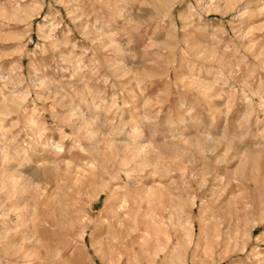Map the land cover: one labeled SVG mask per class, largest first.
<instances>
[{"label":"rangeland","instance_id":"1","mask_svg":"<svg viewBox=\"0 0 264 264\" xmlns=\"http://www.w3.org/2000/svg\"><path fill=\"white\" fill-rule=\"evenodd\" d=\"M0 264H264V0H0Z\"/></svg>","mask_w":264,"mask_h":264}]
</instances>
